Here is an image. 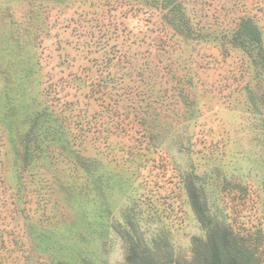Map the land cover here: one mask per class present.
Listing matches in <instances>:
<instances>
[{
    "label": "rangeland",
    "instance_id": "1",
    "mask_svg": "<svg viewBox=\"0 0 264 264\" xmlns=\"http://www.w3.org/2000/svg\"><path fill=\"white\" fill-rule=\"evenodd\" d=\"M192 197L264 264V0H0V264H191Z\"/></svg>",
    "mask_w": 264,
    "mask_h": 264
},
{
    "label": "trees",
    "instance_id": "2",
    "mask_svg": "<svg viewBox=\"0 0 264 264\" xmlns=\"http://www.w3.org/2000/svg\"><path fill=\"white\" fill-rule=\"evenodd\" d=\"M247 25V35L251 42L261 45L260 32L250 20L244 21ZM193 211L197 221L206 232L203 239L193 237L191 241L193 260L191 264H245L252 260L253 252L251 247L238 237L234 231L220 224L212 223L205 214L199 201L192 197ZM128 236V255L125 264H172V253H168V262H163V253L160 249L151 248L144 241L134 242Z\"/></svg>",
    "mask_w": 264,
    "mask_h": 264
}]
</instances>
